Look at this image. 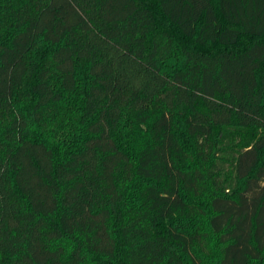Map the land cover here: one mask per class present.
<instances>
[{
  "label": "trees",
  "instance_id": "1",
  "mask_svg": "<svg viewBox=\"0 0 264 264\" xmlns=\"http://www.w3.org/2000/svg\"><path fill=\"white\" fill-rule=\"evenodd\" d=\"M0 264H264V0H0Z\"/></svg>",
  "mask_w": 264,
  "mask_h": 264
},
{
  "label": "rangeland",
  "instance_id": "2",
  "mask_svg": "<svg viewBox=\"0 0 264 264\" xmlns=\"http://www.w3.org/2000/svg\"><path fill=\"white\" fill-rule=\"evenodd\" d=\"M76 71L79 75L85 74L83 71V68L80 67V65L76 66ZM79 97H80L79 93H74V95L71 97V99L68 101L67 104H63V105L59 106L55 112L49 113V116H51V117L58 116L59 119H57V121L56 120H50L49 121L51 127L48 128L47 131L45 132V139L46 140H50L51 142H54V139L52 138L53 128L56 127L57 124L59 123L58 120L61 122V124L64 125L63 128L61 130H58V131L61 132L62 134H64L65 137L72 136L73 132L78 130L79 126H77V122H78L79 111H78V109H76V103L78 102V100H80ZM61 115H63V118H60ZM32 129H33L34 134L36 133V131L38 134H41V132H44V131L40 132L37 129V127H35V126ZM133 134H134V132L132 131L130 125H126V127L121 131V136H122L123 142L125 143L127 141L129 142V141L133 140L134 136H131ZM63 143H59V144L62 147L66 148L67 145L63 144ZM130 146H133V144H130ZM208 201H209L208 196H204V197L198 198L196 200V204L200 206V208H199L200 211H203V212L209 211V206H207Z\"/></svg>",
  "mask_w": 264,
  "mask_h": 264
}]
</instances>
